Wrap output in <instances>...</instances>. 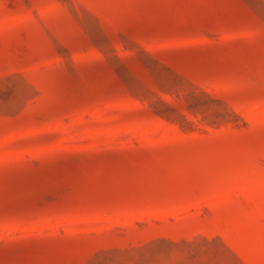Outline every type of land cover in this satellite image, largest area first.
Here are the masks:
<instances>
[{"label": "rangeland", "instance_id": "rangeland-1", "mask_svg": "<svg viewBox=\"0 0 264 264\" xmlns=\"http://www.w3.org/2000/svg\"><path fill=\"white\" fill-rule=\"evenodd\" d=\"M0 264H264V0H0Z\"/></svg>", "mask_w": 264, "mask_h": 264}]
</instances>
